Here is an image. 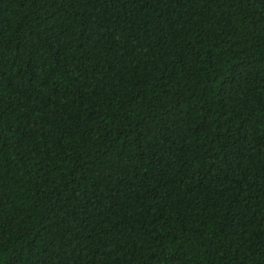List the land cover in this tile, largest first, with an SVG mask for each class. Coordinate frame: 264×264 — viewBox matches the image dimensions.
<instances>
[{"label": "trees", "instance_id": "trees-1", "mask_svg": "<svg viewBox=\"0 0 264 264\" xmlns=\"http://www.w3.org/2000/svg\"><path fill=\"white\" fill-rule=\"evenodd\" d=\"M0 264H264V0H0Z\"/></svg>", "mask_w": 264, "mask_h": 264}]
</instances>
